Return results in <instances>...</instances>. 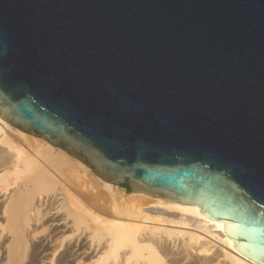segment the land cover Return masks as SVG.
<instances>
[{
    "label": "water",
    "instance_id": "water-1",
    "mask_svg": "<svg viewBox=\"0 0 264 264\" xmlns=\"http://www.w3.org/2000/svg\"><path fill=\"white\" fill-rule=\"evenodd\" d=\"M0 118L264 264V0H0Z\"/></svg>",
    "mask_w": 264,
    "mask_h": 264
},
{
    "label": "bare ground",
    "instance_id": "bare-ground-1",
    "mask_svg": "<svg viewBox=\"0 0 264 264\" xmlns=\"http://www.w3.org/2000/svg\"><path fill=\"white\" fill-rule=\"evenodd\" d=\"M8 132H15L26 149L15 146ZM0 173L5 188L14 185L8 200L0 196L13 232L0 247V264H23L27 241L37 255L25 264H47V256L57 251L60 264H107L118 255L121 264L131 257L140 264H162L161 257L176 264H257L234 250L222 222L206 219L198 207L136 192L123 197L61 148L1 118ZM106 201L115 213L111 220L100 215L108 212ZM96 230H104L101 237ZM146 242L154 247L147 251Z\"/></svg>",
    "mask_w": 264,
    "mask_h": 264
},
{
    "label": "rangeland",
    "instance_id": "rangeland-1",
    "mask_svg": "<svg viewBox=\"0 0 264 264\" xmlns=\"http://www.w3.org/2000/svg\"><path fill=\"white\" fill-rule=\"evenodd\" d=\"M12 126V125H11ZM13 127V126H12ZM14 128V127H13ZM17 129V128H16ZM7 136H8V139H10V141L15 145V146H17V147H19V148H22V149H26L25 148V146L16 138V133L15 132H13V133H11V132H8L7 133ZM92 172V171H91ZM92 175L93 176H95V178L97 179L98 177H96V175L92 172ZM1 173H0V178H1ZM7 181H9V183H12L13 184V182L12 181H14L12 178L11 179H9V180H7ZM14 186V185H13ZM13 186H10V187H6L5 188V183L4 182H1L0 181V193H1V195L0 196H2V197H5V198H7V197H9L10 196V191H12V187ZM5 189V190H4ZM113 189L115 190V192H118L117 194H119V195H121V196H123V197H129L131 194H133L134 192H125L126 191V188H122V187H119V186H115V185H113ZM10 190V191H9ZM3 192H5V193H3ZM9 193V195H7ZM122 193V194H121ZM6 194V195H5ZM7 200H8V198H7ZM107 202V201H106ZM106 202H104V205L106 204ZM109 203L107 202V204L105 205V206H103V207H105L107 210H108V208H109ZM108 207V208H107ZM0 208H2L1 210H0V247L3 245V242L4 243H6V242H8L9 240H10V237H12L13 236V232H12V230L11 229H9L8 230V224H7V222H6V215H5V213H4V207L3 206H1L0 205ZM105 209V210H106ZM3 211V212H2ZM110 211V209L108 210V212ZM108 212H105L104 211V213H100V215L102 216V217H104V219H106V220H111V219H113L114 217V214H113V212L112 211H110L109 213ZM110 213H111V215L112 216H108V215H110ZM104 214V215H103ZM117 216H115V218H119L120 217V214L118 215V214H116ZM123 216V215H122ZM121 216V218H119L120 220H123V219H125L124 217H122ZM123 218V219H122ZM155 220H156V222H157V219L155 218ZM130 223V222H129ZM132 223V222H131ZM155 226H159L158 224H155ZM100 230H102V229H100ZM90 231H92V230H90ZM100 231L99 230H96V233H95V235L96 236H98L99 235V237H101V235L104 233V230H103V233L102 234H100L99 233ZM69 235H71L70 233H68ZM9 235V236H8ZM39 236V235H38ZM29 241H27L26 242V247H25V257H24V262H23V264H25V262L27 263L28 261H27V259L29 258V260L30 259H33V258H36V256L35 255H37V253H36V251L34 252V250L33 251H31L33 248H32V243H30V245H29ZM145 246L147 247L146 249H147V251L150 249V247L152 248V247H154V245L151 243V242H146V244H145ZM30 247V248H29ZM1 249V248H0ZM125 249V250H124ZM123 250H122V252H121V254L123 253V252H125L126 251V248H124ZM146 249H144L145 250V252H147L146 251ZM1 251V250H0ZM33 252V253H32ZM60 251H57L53 256L52 255H49V256H47V260H46V262H47V264H60L59 263V254L61 253H59ZM144 252V251H143ZM31 253V254H30ZM35 253V254H34ZM58 254V255H57ZM0 255H1V252H0ZM30 255V256H29ZM32 255V256H31ZM33 255H34V257H33ZM164 256V255H163ZM31 257V258H30ZM33 257V258H32ZM57 257V258H56ZM118 257V258H117ZM114 260L113 259H111V261L109 262L108 261V263L107 264H114V262L116 263L117 262V264H119V262H120V264H121V258H120V255H118ZM64 258V257H63ZM131 258H133V257H131ZM129 259L130 261H127V264H140V261L138 260V257L137 258H133V259ZM26 259V260H25ZM55 259V260H54ZM136 261H135V260ZM161 263L162 264H176V262L175 261H173V262H175V263H171L172 262V260L170 261L169 259L167 260V258H165V257H161ZM119 262H118V261ZM134 260V261H133ZM57 262V263H56ZM61 262V261H60ZM64 262V261H63ZM62 262V263H63ZM71 262V263H70ZM70 262H65V263H63V264H75L76 262H74V261H70ZM129 262V263H128ZM136 262V263H135ZM165 262V263H164ZM61 263V264H62ZM76 264H78V263H76Z\"/></svg>",
    "mask_w": 264,
    "mask_h": 264
},
{
    "label": "trees",
    "instance_id": "trees-1",
    "mask_svg": "<svg viewBox=\"0 0 264 264\" xmlns=\"http://www.w3.org/2000/svg\"><path fill=\"white\" fill-rule=\"evenodd\" d=\"M126 187V186H125Z\"/></svg>",
    "mask_w": 264,
    "mask_h": 264
}]
</instances>
